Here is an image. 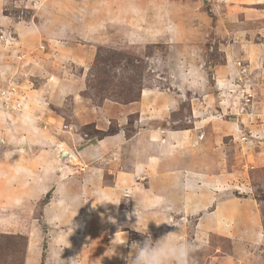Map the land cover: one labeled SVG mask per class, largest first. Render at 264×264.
Masks as SVG:
<instances>
[{"label": "rangeland", "instance_id": "obj_1", "mask_svg": "<svg viewBox=\"0 0 264 264\" xmlns=\"http://www.w3.org/2000/svg\"><path fill=\"white\" fill-rule=\"evenodd\" d=\"M2 3L3 14L9 19L4 18L7 23L3 24L6 27L4 26L3 31L0 30V36L4 35V38L0 37V87H5L10 82L15 86L20 85L16 89L25 96V107L29 101L26 90L32 87L40 89L44 98L35 103L34 108L37 109L34 110L31 103L28 106L37 116L39 129L58 138L65 136L64 130H69L68 135L75 138L76 134L85 137L101 136L120 128L114 120L107 123L104 119L107 115L102 117L107 125L105 131H96L92 123H84V120L76 122L73 118V95L79 96L77 98L81 103L85 100L88 106H100L107 100L113 101L112 99L121 102L134 100L144 85L171 88L176 81L175 67L180 63H201L209 72L208 85L211 88V66L224 62L223 53L218 46L229 45L234 41L257 45L261 43V34L264 35V3L256 6L261 9L258 11L259 15L251 13L250 16L245 10L227 7L230 0H4ZM94 20L98 24L96 35L99 36L92 45L90 56L83 45L86 39L82 34L86 26H92L91 22ZM14 23H19L20 28L33 26L34 31L30 33L26 30L21 35L20 42H17L14 40L16 34L11 29ZM239 26L243 28H238ZM152 32H160L158 36L161 38L157 40L150 37L151 42L143 41L142 34ZM88 36L93 38L91 33ZM235 46L233 45L234 48ZM261 54L264 55V50ZM244 73L239 69L233 80L243 81L242 85L249 87L250 83L244 82L241 77ZM222 85L223 90L228 89V98L234 107L232 100L237 101L235 95H238L241 88L238 89L237 84H232L229 88L226 84L220 86ZM250 90L249 87L247 91L252 94L251 104L247 105V113L244 114L248 116L249 125L264 126V110L254 111L262 104L260 101L258 104V100L264 94V83H261L257 91ZM187 102L184 101L182 107H186ZM230 111L236 110L234 108ZM0 112H5L6 116L8 112L15 113L2 106ZM188 113H174L172 118H179L180 121L171 127H189L191 124L187 121ZM1 116L0 114V164H4L3 161L13 162L18 159L15 154L9 159L6 157L1 160V154L16 147L13 138L18 134L20 125L15 123L13 126L12 121L7 119L8 116L4 117L7 121ZM127 118L125 133L130 135L133 116ZM67 123L70 125L64 127ZM237 125L241 127L238 129L236 126L234 139L239 143L238 147H243L242 152L247 157L245 160L238 159V167L242 172H238L236 178H240L239 181L245 184L234 185L235 191L231 193L235 192L239 196L237 191L241 190L255 201L260 213L257 216V232L255 236L251 232L247 237L239 236L233 243L232 238L214 230L195 235L197 216L183 220V239L190 241L194 247L191 264H226V260L238 262L237 264H264V165L252 169L255 164L254 149L241 136L254 138L255 134L241 122ZM261 147L264 151V145ZM64 150L67 149L64 147ZM234 152L231 147V161L238 158ZM22 153L28 157L27 152ZM89 174L85 175L86 187L91 188L84 190V197L90 201L82 205L76 216H45L50 192L40 200L17 204L13 201L15 190L0 183V264H44L46 261L52 264H70L77 257V261L83 260L84 264H126L123 259L127 256L124 244L115 245L106 236L124 234L130 242V237H134V234L123 233L129 228L130 216H119L118 208L113 204L116 200L113 195H106L103 199L113 203H100L98 199L97 203H92L100 195L92 189L96 176ZM3 178H6L5 174L0 180H4ZM61 178L62 176L59 179ZM110 180L111 175L104 173L101 184L110 183ZM119 207L123 208L124 204ZM54 208L52 210L56 212L59 207ZM234 219L228 218L232 228L236 223ZM154 222L155 217L151 224ZM207 222L204 221L203 224ZM211 222L213 227L214 222ZM154 230L150 231L152 239L156 234ZM243 231L245 230L237 228L235 232L242 235ZM135 234L138 235L137 238L144 237L139 231ZM30 241L32 247H28ZM78 245L83 246L79 253ZM113 248L115 254L109 256ZM238 251L242 252L240 256L236 253Z\"/></svg>", "mask_w": 264, "mask_h": 264}, {"label": "crops", "instance_id": "obj_2", "mask_svg": "<svg viewBox=\"0 0 264 264\" xmlns=\"http://www.w3.org/2000/svg\"><path fill=\"white\" fill-rule=\"evenodd\" d=\"M2 1L4 0H0L1 31L4 30L3 23H7L4 18L9 19L3 14ZM230 2L227 7L233 10H245L250 16L251 13L260 14L258 11L261 9L256 6L264 3V0H230ZM251 10L254 11L251 12ZM91 23L92 26H86L82 34V37L86 39L83 45L86 46L90 56L92 45L97 42L99 36L96 35L98 24L95 20ZM18 24L14 23L11 29L16 34L14 40L20 42L21 35L23 36L26 30L33 32L34 28L33 26L20 28ZM163 32L166 34V31ZM90 33L93 35L92 39L88 36ZM158 33L160 32L143 33V41L151 42L150 37L159 40L161 36H158ZM258 34L260 35L259 32ZM134 39L137 40V38ZM260 40L261 43L257 45L236 43L233 40L234 42L230 43L232 46L230 44L218 46L223 53L224 62L211 66L213 76L211 88L208 85L209 72L203 68V65L201 66V63L196 65L180 63L175 67L176 81L171 88L161 89L154 85H144L140 89L139 98L128 103L107 100L100 106H88L85 100L81 103V100L77 98L79 96L73 95L75 121L84 120V123H92L96 131H105L107 125L102 117L107 115L104 118L107 123L114 120L120 127L111 134L87 137L76 134L74 138L68 135L69 130H64L65 136L58 138L50 133H44L39 129L35 112H31V107L28 106V103H31L34 108L35 103L44 97L41 96L40 89L28 88L26 97H29V101L24 109L20 112L15 111L13 114L8 112V117L5 112H0L1 117L6 120L4 118L6 116L9 121H12L13 126L15 123L20 125L17 129L18 134H13L16 147L1 154V160L6 159L4 153L16 154L18 159L13 162L3 161L4 164H0L2 166H0V179L4 174L6 175L0 183L15 190L13 201L17 204L40 200L50 192L52 196L50 195L46 201L45 216H76L78 211H81L82 205L90 201L84 197V190L91 188L86 187L88 185L85 179V175L90 172L89 175L96 176L92 189L100 195L92 203L98 201L102 203L104 196L113 195L116 197L114 203L120 200L118 204H115L119 216H130L129 228L123 231L125 234L129 232L130 235L134 234V237H130V242L124 234L122 236L107 234L106 236L114 241L115 245L126 239L124 250L127 255L130 251L129 245L133 241L142 242L145 239V236L137 238L138 235L135 233L138 231H144L147 228V233L151 235L150 231L155 229L156 234L153 240L167 233L183 239V220H190L194 216H197L194 225V233L197 236L214 230L232 238L233 243L239 236H249L250 232L255 236L258 225L257 216H260L257 204L250 196L240 192L241 190L237 191L239 196L235 192L231 193L235 191L234 185L245 184L236 176L238 172H242L238 167V159L245 160L247 157V154L244 155L242 152L243 147H238L239 143H236L234 137L239 122L253 130L254 138L246 135L247 140L244 142L251 144V149H254L255 164L252 169L262 167L264 151L261 145H264V126L249 125L247 114L231 112L230 109L234 107L231 105V99L228 98V89L223 90V85H220L226 84L229 88L233 86L232 84H237V88H241L243 81L233 80L240 69L236 62L241 60L245 68L242 79L250 83L251 90L257 91L261 83H264L262 81L264 55L261 54L264 50L261 48L264 47L263 34ZM233 45L237 47L234 48ZM82 59L81 57L80 60ZM249 87H246L247 90ZM184 101H188L185 103L186 107H182ZM253 103L255 109L256 100ZM258 104L254 111H263L264 94L259 98ZM181 111L189 112L187 121H190L191 125L186 128H172V125L180 121L179 118H172L174 113L180 114ZM86 113L87 117H85ZM129 116H133L131 123L133 129L130 135H127L125 131ZM68 125L70 124L67 123ZM240 127L238 126V129ZM61 146L67 149L65 158H61ZM231 147L238 156L236 161L229 160L232 154ZM23 151L27 152V158L23 155ZM104 173L111 175L110 183L101 184ZM61 176L62 178L59 179ZM57 193L60 195H56ZM74 195H79L83 202L86 201L77 211L68 203ZM127 195H131L136 201L131 197H125ZM136 202L137 206L143 204L148 208V211L138 214L137 217L133 214ZM121 204H124L123 208L119 207ZM54 206L59 207L58 211L52 210L55 209ZM217 216L222 217L217 218ZM153 217L155 222L151 224ZM231 217L235 218L233 221L236 222L233 228L228 221ZM162 220L178 225L179 229L176 225L160 223ZM204 221L208 222L203 224ZM211 221L214 222L213 227ZM157 223L160 224L157 225ZM204 225H206L205 228ZM237 228L245 230L244 234L237 235L235 232ZM82 247L77 246L78 253ZM239 248L238 246L237 250ZM236 253L240 256L242 252ZM225 263L237 264L238 262L232 263L226 260ZM44 264L52 263L46 261ZM75 264H84V261L78 260Z\"/></svg>", "mask_w": 264, "mask_h": 264}, {"label": "clouds", "instance_id": "obj_3", "mask_svg": "<svg viewBox=\"0 0 264 264\" xmlns=\"http://www.w3.org/2000/svg\"><path fill=\"white\" fill-rule=\"evenodd\" d=\"M3 155H5L8 159L11 157L10 153H4ZM125 197L133 198L131 195H127ZM119 201L116 203H113L111 201H104V202H111L113 204H118ZM68 203L69 206L75 207L77 211V209L85 202L81 200V197L79 195H74L70 198ZM146 211H148L147 207H145L143 204L137 206V202H136L133 213L136 217L138 214H143ZM162 222L167 223L169 225H176V224H170L166 220H162L160 223ZM160 223H157V225H159ZM71 224H72V220H71ZM176 226L179 229V226L178 225ZM139 232L145 236V239L142 242L133 241L129 245L130 251L127 256L123 257V259H125L126 264H191V256H192V252L194 251V247L190 241L181 239L177 236H170L169 233L165 234L164 236L156 240H153L151 235L147 233V228H145L144 231H139ZM126 243L127 241L126 239H124L122 242H119L117 244H126ZM113 254H115L114 248L111 255L109 256H112ZM77 259L78 257L71 260L70 264H75Z\"/></svg>", "mask_w": 264, "mask_h": 264}, {"label": "built area", "instance_id": "obj_4", "mask_svg": "<svg viewBox=\"0 0 264 264\" xmlns=\"http://www.w3.org/2000/svg\"><path fill=\"white\" fill-rule=\"evenodd\" d=\"M0 37L4 38V35H1ZM10 39H12L10 37ZM236 65L239 66L241 69V72L245 71L244 66L242 65L241 61H237ZM12 83V84H10ZM7 84L5 87H0V101L1 104L0 106L4 107L5 110L9 109L14 110V111H21L25 107V96L23 97L16 88V86L20 85H13V82H10ZM238 95H235L237 98V101H233V105L235 108V114H244L245 112L247 113V105L251 104V93L247 91L245 84L241 86V91L237 93ZM42 102V101H41ZM237 102V103H236ZM239 105V106H238ZM45 126V124H44ZM64 127L67 125H63ZM241 139L243 141L247 140L246 135H242Z\"/></svg>", "mask_w": 264, "mask_h": 264}, {"label": "bare ground", "instance_id": "obj_5", "mask_svg": "<svg viewBox=\"0 0 264 264\" xmlns=\"http://www.w3.org/2000/svg\"><path fill=\"white\" fill-rule=\"evenodd\" d=\"M59 148V147H58ZM61 150H64V147L63 146H61ZM24 150V149H23ZM59 152V151H58ZM60 163V162H59ZM219 213H220V210H219ZM218 213V214H219ZM232 219H233V217H232ZM34 242V241H33ZM28 247H32V241H30L29 243H28ZM29 249H31V248H29ZM33 250H31V252H32ZM29 263V262H28Z\"/></svg>", "mask_w": 264, "mask_h": 264}, {"label": "trees", "instance_id": "obj_6", "mask_svg": "<svg viewBox=\"0 0 264 264\" xmlns=\"http://www.w3.org/2000/svg\"><path fill=\"white\" fill-rule=\"evenodd\" d=\"M139 93H140V91H139ZM139 98V95H138V97H137V99ZM137 99H134V100H137ZM113 101H116V102H120V103H128V102H130V101H134V100H129V101H124V102H121V101H117V100H114V99H112ZM112 133V132H111ZM111 133H107V134H111ZM104 135V134H103ZM106 135V134H105Z\"/></svg>", "mask_w": 264, "mask_h": 264}, {"label": "water", "instance_id": "obj_7", "mask_svg": "<svg viewBox=\"0 0 264 264\" xmlns=\"http://www.w3.org/2000/svg\"><path fill=\"white\" fill-rule=\"evenodd\" d=\"M67 155V150H62L61 158H64Z\"/></svg>", "mask_w": 264, "mask_h": 264}]
</instances>
